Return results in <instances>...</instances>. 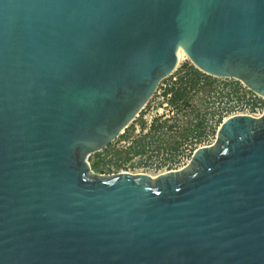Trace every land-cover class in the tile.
Instances as JSON below:
<instances>
[{"label": "water", "instance_id": "obj_1", "mask_svg": "<svg viewBox=\"0 0 264 264\" xmlns=\"http://www.w3.org/2000/svg\"><path fill=\"white\" fill-rule=\"evenodd\" d=\"M181 49L264 97V0H0V264H264V113L182 168L93 170Z\"/></svg>", "mask_w": 264, "mask_h": 264}, {"label": "rangeland", "instance_id": "obj_2", "mask_svg": "<svg viewBox=\"0 0 264 264\" xmlns=\"http://www.w3.org/2000/svg\"><path fill=\"white\" fill-rule=\"evenodd\" d=\"M242 113L263 114L264 97L239 80L201 71L187 58L162 80L129 127L93 154L90 162L102 175L144 172L156 176L179 169L196 149L216 140L226 118Z\"/></svg>", "mask_w": 264, "mask_h": 264}, {"label": "bare ground", "instance_id": "obj_3", "mask_svg": "<svg viewBox=\"0 0 264 264\" xmlns=\"http://www.w3.org/2000/svg\"><path fill=\"white\" fill-rule=\"evenodd\" d=\"M181 52H182V58L180 59V62L179 63H181V62H183L184 61V59H187L188 58V56L186 55V53L181 49ZM153 176V175H152Z\"/></svg>", "mask_w": 264, "mask_h": 264}, {"label": "trees", "instance_id": "obj_4", "mask_svg": "<svg viewBox=\"0 0 264 264\" xmlns=\"http://www.w3.org/2000/svg\"><path fill=\"white\" fill-rule=\"evenodd\" d=\"M201 126V123L200 124H198V126L197 127H200Z\"/></svg>", "mask_w": 264, "mask_h": 264}, {"label": "built area", "instance_id": "obj_5", "mask_svg": "<svg viewBox=\"0 0 264 264\" xmlns=\"http://www.w3.org/2000/svg\"><path fill=\"white\" fill-rule=\"evenodd\" d=\"M145 107H146V106H145ZM145 107H144V108H145Z\"/></svg>", "mask_w": 264, "mask_h": 264}]
</instances>
